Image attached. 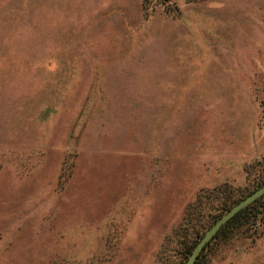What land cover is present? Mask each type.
Masks as SVG:
<instances>
[{
  "label": "rangeland",
  "instance_id": "rangeland-1",
  "mask_svg": "<svg viewBox=\"0 0 264 264\" xmlns=\"http://www.w3.org/2000/svg\"><path fill=\"white\" fill-rule=\"evenodd\" d=\"M256 1L0 0V264L184 263L264 170ZM198 264H264V217Z\"/></svg>",
  "mask_w": 264,
  "mask_h": 264
},
{
  "label": "trees",
  "instance_id": "trees-1",
  "mask_svg": "<svg viewBox=\"0 0 264 264\" xmlns=\"http://www.w3.org/2000/svg\"><path fill=\"white\" fill-rule=\"evenodd\" d=\"M263 182H264V170H263V173H262L260 179L256 182L255 187H258ZM216 189L217 188H213L212 190H210V192L214 191ZM251 191H249L248 193H250ZM247 194H245V195H247ZM245 195H243V196L238 195L237 198L236 197L233 198L230 196H228L227 198H224V200L222 202H218L217 204H214V206L212 208L213 209L212 215H211L209 220L206 219L203 229L198 230L200 228H194V229H193V227L190 228L191 235H192L191 242L189 244H183L182 242L179 244V248L183 251V258L182 259H184V261L186 260L189 252L191 251V249L194 246V244L196 243V241L203 234L202 233L203 230L207 229L215 221V219L218 216H220L224 211H226L230 206H232L241 197H244ZM191 206L192 205L188 206V209H186V211H187L186 214L190 215V216L193 215L191 213V211H189V208ZM263 217H264V194L260 198L256 199L254 202H252L251 204H249L246 207H244L243 209L239 210L232 218H230L224 225H222L219 228V230L215 233V235L209 240V242L207 244H205V246L203 247V249L201 250V252L197 256V258L193 264H198L199 259L203 256V252L206 250L208 245L213 240L219 239V238L225 236L226 233L229 232V230L237 228L240 225H242L243 223L248 222L249 220L257 219L260 221ZM179 264H182V261H180Z\"/></svg>",
  "mask_w": 264,
  "mask_h": 264
},
{
  "label": "water",
  "instance_id": "water-1",
  "mask_svg": "<svg viewBox=\"0 0 264 264\" xmlns=\"http://www.w3.org/2000/svg\"><path fill=\"white\" fill-rule=\"evenodd\" d=\"M263 194L264 182L253 189L250 193L239 199L220 216H218L196 241L183 264H193L205 244L209 242V240L215 235L219 228L224 225L230 218H232L239 210L251 204L256 199L260 198Z\"/></svg>",
  "mask_w": 264,
  "mask_h": 264
},
{
  "label": "crops",
  "instance_id": "crops-1",
  "mask_svg": "<svg viewBox=\"0 0 264 264\" xmlns=\"http://www.w3.org/2000/svg\"><path fill=\"white\" fill-rule=\"evenodd\" d=\"M243 3V7H244V4H246L249 9L251 10L252 8L257 10V14L260 16L261 15V12H260V6H258V3L256 0H242ZM219 9V8H218ZM217 10V9H216ZM259 18V17H258ZM254 19L252 21H256V31L253 32V35L255 36L257 34V32L259 31L260 27H261V23L262 21H259V19ZM261 22V23H260ZM255 25V24H253ZM254 30V29H253ZM257 64V63H256Z\"/></svg>",
  "mask_w": 264,
  "mask_h": 264
}]
</instances>
